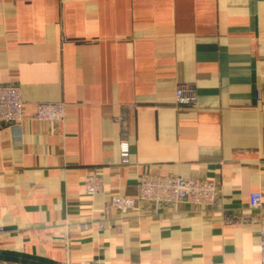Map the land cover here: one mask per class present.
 Returning <instances> with one entry per match:
<instances>
[{
	"label": "crops",
	"instance_id": "1",
	"mask_svg": "<svg viewBox=\"0 0 264 264\" xmlns=\"http://www.w3.org/2000/svg\"><path fill=\"white\" fill-rule=\"evenodd\" d=\"M0 85L25 102L0 128V264H262L261 225L224 216L264 196V0H0ZM43 102L65 103V121H38ZM143 175L219 194L106 218Z\"/></svg>",
	"mask_w": 264,
	"mask_h": 264
},
{
	"label": "built area",
	"instance_id": "2",
	"mask_svg": "<svg viewBox=\"0 0 264 264\" xmlns=\"http://www.w3.org/2000/svg\"><path fill=\"white\" fill-rule=\"evenodd\" d=\"M177 102L181 105H192L194 96L187 95L184 87L176 90ZM36 118L40 122L63 123L66 118V105L63 102H43L36 107ZM25 120V102L21 90L14 85H0V128L3 126L17 127ZM121 162L130 163V149L126 141L121 143ZM104 180L100 174H88L84 179V188L88 195L103 193ZM140 192L137 197L113 195L103 206V215L111 217L115 211L124 217L137 208L140 203H148L155 207L165 205L189 204L197 209L214 207L219 187L216 181L201 177L153 176L143 175L139 179ZM249 207L253 213H231L224 216V222L230 225L258 224L262 227V264H264V196L253 192L249 197ZM118 234L122 232L116 228ZM86 264H99L89 262Z\"/></svg>",
	"mask_w": 264,
	"mask_h": 264
}]
</instances>
